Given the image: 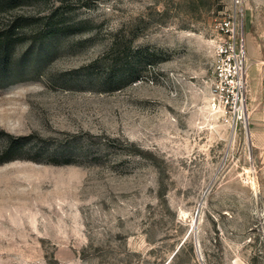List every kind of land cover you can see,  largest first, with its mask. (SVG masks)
I'll return each instance as SVG.
<instances>
[{"label": "rangeland", "instance_id": "1", "mask_svg": "<svg viewBox=\"0 0 264 264\" xmlns=\"http://www.w3.org/2000/svg\"><path fill=\"white\" fill-rule=\"evenodd\" d=\"M263 74L264 0H0V264H264Z\"/></svg>", "mask_w": 264, "mask_h": 264}, {"label": "built area", "instance_id": "2", "mask_svg": "<svg viewBox=\"0 0 264 264\" xmlns=\"http://www.w3.org/2000/svg\"><path fill=\"white\" fill-rule=\"evenodd\" d=\"M241 20L237 11L223 18L218 24L221 42L217 45L216 89L224 96L227 104H232L236 111L245 101L246 96V47Z\"/></svg>", "mask_w": 264, "mask_h": 264}, {"label": "crops", "instance_id": "3", "mask_svg": "<svg viewBox=\"0 0 264 264\" xmlns=\"http://www.w3.org/2000/svg\"><path fill=\"white\" fill-rule=\"evenodd\" d=\"M248 60V69H247V76L249 77V80H252V77L254 75V73L256 72L257 66L260 65V61H258V59L255 56H252L249 54V56L247 57ZM264 77V74H263ZM248 80V81H249Z\"/></svg>", "mask_w": 264, "mask_h": 264}, {"label": "trees", "instance_id": "4", "mask_svg": "<svg viewBox=\"0 0 264 264\" xmlns=\"http://www.w3.org/2000/svg\"><path fill=\"white\" fill-rule=\"evenodd\" d=\"M10 6H13V5H10ZM2 35L6 36L5 38H3V41H2V43H3L2 49L4 50V57H7L9 55L8 52H7L8 47L13 43V40L11 39L12 38V33L11 34H7V32H4V34H2Z\"/></svg>", "mask_w": 264, "mask_h": 264}, {"label": "bare ground", "instance_id": "5", "mask_svg": "<svg viewBox=\"0 0 264 264\" xmlns=\"http://www.w3.org/2000/svg\"><path fill=\"white\" fill-rule=\"evenodd\" d=\"M246 72H247V65H246ZM246 78H247V73H246ZM245 109H246V104H245V102H243L242 106L240 107V111H239L240 112V116H239V118H243Z\"/></svg>", "mask_w": 264, "mask_h": 264}, {"label": "water", "instance_id": "6", "mask_svg": "<svg viewBox=\"0 0 264 264\" xmlns=\"http://www.w3.org/2000/svg\"><path fill=\"white\" fill-rule=\"evenodd\" d=\"M245 123H246L247 136H248V139H249V145H251V142H250V130L248 128L247 121H245Z\"/></svg>", "mask_w": 264, "mask_h": 264}]
</instances>
